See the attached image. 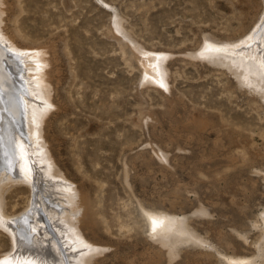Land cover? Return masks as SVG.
<instances>
[{"label":"rangeland","instance_id":"1","mask_svg":"<svg viewBox=\"0 0 264 264\" xmlns=\"http://www.w3.org/2000/svg\"><path fill=\"white\" fill-rule=\"evenodd\" d=\"M263 17L264 0H0L1 32L43 62L39 80L25 60L32 141L39 172L77 193L76 211L58 201L71 264H264V42L244 45ZM3 183L0 262L32 198ZM153 211L192 234L174 255Z\"/></svg>","mask_w":264,"mask_h":264},{"label":"bare ground","instance_id":"2","mask_svg":"<svg viewBox=\"0 0 264 264\" xmlns=\"http://www.w3.org/2000/svg\"><path fill=\"white\" fill-rule=\"evenodd\" d=\"M260 40L264 42V17L260 26L256 28L244 45L251 46ZM8 44L12 47H9ZM216 47L217 45L207 41L202 51L211 53L214 48L216 51ZM36 53L18 51L0 29V185L2 186L4 181L9 183L21 180L30 186L32 194L31 202L23 215L7 221V226L13 234L15 254L4 257L0 264L72 263V253L69 252L68 248H65L62 238L58 235V220L61 217L67 218L70 214L65 213V207L61 206L58 201L65 205H72L71 210H69L76 211L75 208L78 203H76L75 198L77 193L75 189L70 187V184L68 186L59 183L55 180L56 177H45L39 172L38 163L40 161L37 160V150L33 145L34 140L32 141L33 133L36 135V129L31 126L32 109L30 108L31 102H34V95L28 88V82L31 76L34 78L33 75L41 80L43 69V62ZM159 57L154 54L143 55L144 72L147 79L161 86H166L167 81L162 74ZM27 58H33V60L35 58L39 63L37 73L32 74L30 72V77L26 70ZM18 60H21L24 69L19 66ZM239 76L241 77V74ZM20 77L24 80V84L26 82L25 85L22 84ZM1 204L2 199L0 197V218H5L2 210L3 204ZM146 214L150 237L161 240L164 246L169 247L171 255L175 254L178 244L189 241L192 234L184 219L161 211L147 212ZM56 231L58 232L56 233ZM76 236L80 237V234L77 233ZM81 264H88V261H82ZM229 264L237 263L230 261Z\"/></svg>","mask_w":264,"mask_h":264},{"label":"snow or ice","instance_id":"3","mask_svg":"<svg viewBox=\"0 0 264 264\" xmlns=\"http://www.w3.org/2000/svg\"><path fill=\"white\" fill-rule=\"evenodd\" d=\"M153 223L155 224V221H153Z\"/></svg>","mask_w":264,"mask_h":264}]
</instances>
